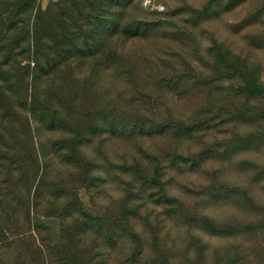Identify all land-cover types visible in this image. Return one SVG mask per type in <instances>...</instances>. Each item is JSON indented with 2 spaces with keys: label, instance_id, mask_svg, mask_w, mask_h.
<instances>
[{
  "label": "trees",
  "instance_id": "obj_1",
  "mask_svg": "<svg viewBox=\"0 0 264 264\" xmlns=\"http://www.w3.org/2000/svg\"><path fill=\"white\" fill-rule=\"evenodd\" d=\"M135 1L0 0V264H185L163 256L162 236L155 239L159 250L152 251L151 220L137 223L143 193L150 199L147 211L160 209L157 217L188 224L210 219L213 230L227 231L170 184L177 172H194L227 147L205 145L207 133L254 111L219 101L199 114L166 117L161 89L195 91L220 77L190 65L162 73L152 55L133 50V43L161 29L166 19L133 14ZM214 2L208 0L202 11ZM151 63L158 69L155 79ZM109 73L128 80L140 96L105 92ZM242 89L248 98H264L263 81L252 75ZM253 114L264 117V110ZM56 131L62 133L55 140L44 137ZM165 135L205 146L187 152L176 147L160 157L145 139ZM113 138L137 142L141 150L131 163L118 164L120 174L132 177L134 198L113 209L94 208L86 179L97 161L83 147ZM63 169L73 184L64 181ZM210 191L246 195L219 179Z\"/></svg>",
  "mask_w": 264,
  "mask_h": 264
},
{
  "label": "rangeland",
  "instance_id": "obj_2",
  "mask_svg": "<svg viewBox=\"0 0 264 264\" xmlns=\"http://www.w3.org/2000/svg\"><path fill=\"white\" fill-rule=\"evenodd\" d=\"M49 1L42 0L43 5ZM207 2L135 1L133 14L150 19H166L162 20L164 26L161 29L147 39L133 43V50L141 48L152 55L155 61L162 64V73L173 74L178 67L183 70L196 66L197 71L205 75L220 77L212 85L195 91L186 86L175 91L161 89L164 98L160 106L164 115L188 117L219 101L253 113L257 109L264 110V98H248L242 89L243 81L249 75L264 83V0H215L209 9L202 11ZM151 67L155 79L158 69L153 63ZM106 79L105 92L119 94L124 90L127 99L139 95L135 93V86L122 76L109 73ZM233 113L236 115L237 110ZM253 113H247L241 122L236 123L238 120L234 119L220 127L219 131L215 129L207 133L205 145L225 143L227 147L196 171L177 172L170 184L173 193L192 202L200 213L203 212V217L209 216L227 227V231L213 230L210 219L188 224L175 217H157L160 209L154 211L153 207L147 211L150 199L148 193H143L138 199L143 207L137 223L140 225L139 222L151 220L148 237L151 245H154L152 251L159 250L155 239L162 236L164 243L160 245L164 250L163 256L171 262L264 264V117H256ZM44 133H41V137ZM61 133L46 132L44 137H50L53 141ZM239 136L242 139L237 143ZM145 143L150 146V151H159L160 157H165V152L171 153L176 147L181 152H187L190 147L200 150L205 146L201 142L177 141L171 135L150 136ZM83 149L86 156L97 161L86 179L90 183V188H86V197L91 205L94 208L113 209L122 200H132V177L120 174L118 164L131 163L133 156L140 154L137 142L113 138L110 144H103L100 139H95ZM62 173L67 175L64 181L73 184L67 171ZM217 179L224 180L230 186L239 185L246 190V195L241 197V194L230 191L212 193L210 189ZM165 208L167 210V207H162L164 215ZM150 211L152 214L148 216ZM155 232H160V235L155 236Z\"/></svg>",
  "mask_w": 264,
  "mask_h": 264
}]
</instances>
